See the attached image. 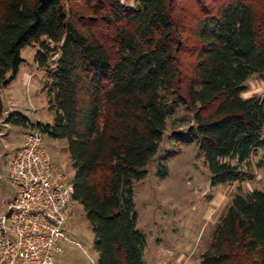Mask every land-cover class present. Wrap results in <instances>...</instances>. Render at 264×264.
I'll use <instances>...</instances> for the list:
<instances>
[{"label": "trees", "instance_id": "1", "mask_svg": "<svg viewBox=\"0 0 264 264\" xmlns=\"http://www.w3.org/2000/svg\"><path fill=\"white\" fill-rule=\"evenodd\" d=\"M34 42L53 119L14 111L7 122L67 140L97 264H147L133 183L178 106L193 123L171 138L197 144L211 187L254 178L246 167L264 151V95L242 94L251 76L264 79V0H0V117L1 90ZM200 261L264 264V190L232 197Z\"/></svg>", "mask_w": 264, "mask_h": 264}, {"label": "rangeland", "instance_id": "2", "mask_svg": "<svg viewBox=\"0 0 264 264\" xmlns=\"http://www.w3.org/2000/svg\"><path fill=\"white\" fill-rule=\"evenodd\" d=\"M48 45L54 60L58 56L54 53L58 45L53 42ZM41 48L40 43L34 42L22 49L24 61L17 76L1 90L4 113L0 117V215L15 195L8 177V162L23 146L24 134L29 130L8 123L7 117L18 111L33 122L49 123L53 119L48 90L45 89L49 78L46 70L36 62ZM247 86L243 97L264 95V79L260 75L251 76ZM193 117L191 110L180 105L167 118V128L158 151L146 166V177L133 183L138 228L147 237V264H201L200 256L208 247L214 228L232 197L238 192L264 190L263 150H257L246 167L254 175L252 180L211 187L210 174L197 144H181L171 138L173 131H185L193 123ZM44 145L66 178L72 181L75 171L67 140L44 135ZM172 151L177 153L165 161ZM162 166L167 167L165 177L159 174ZM65 235L67 240L62 243L63 251L57 255L60 264H97L95 234L79 203L68 221Z\"/></svg>", "mask_w": 264, "mask_h": 264}, {"label": "built area", "instance_id": "3", "mask_svg": "<svg viewBox=\"0 0 264 264\" xmlns=\"http://www.w3.org/2000/svg\"><path fill=\"white\" fill-rule=\"evenodd\" d=\"M8 177L15 195L0 215V264H60L57 255L77 201L37 127L9 160Z\"/></svg>", "mask_w": 264, "mask_h": 264}, {"label": "crops", "instance_id": "4", "mask_svg": "<svg viewBox=\"0 0 264 264\" xmlns=\"http://www.w3.org/2000/svg\"><path fill=\"white\" fill-rule=\"evenodd\" d=\"M24 136H25V134H24Z\"/></svg>", "mask_w": 264, "mask_h": 264}]
</instances>
